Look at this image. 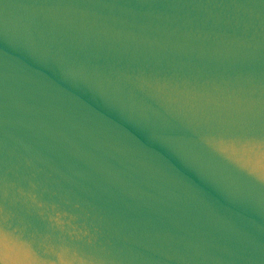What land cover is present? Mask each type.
Returning <instances> with one entry per match:
<instances>
[{"label": "water", "instance_id": "obj_1", "mask_svg": "<svg viewBox=\"0 0 264 264\" xmlns=\"http://www.w3.org/2000/svg\"><path fill=\"white\" fill-rule=\"evenodd\" d=\"M0 264H264V0H0Z\"/></svg>", "mask_w": 264, "mask_h": 264}]
</instances>
